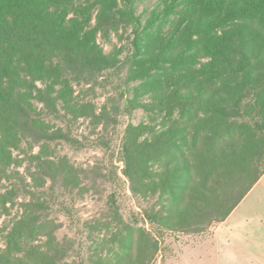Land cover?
Listing matches in <instances>:
<instances>
[{
  "label": "trees",
  "instance_id": "trees-1",
  "mask_svg": "<svg viewBox=\"0 0 264 264\" xmlns=\"http://www.w3.org/2000/svg\"><path fill=\"white\" fill-rule=\"evenodd\" d=\"M135 3L0 0V165H9L23 137L47 135L36 100L68 103L71 78L94 80L120 66L119 53L107 52L98 36L132 26L128 79L141 81L137 94L150 97L128 102L162 119L127 127L124 174L149 202L142 213L151 223L202 231L225 221L264 174V0H172L169 9H179L167 33L151 30L162 20L156 14L143 25ZM36 159L46 180L70 175L67 162ZM44 194L29 189L23 214L3 230L0 264H72L57 225L42 215L53 192ZM120 222L113 258L101 254L91 264H135L136 246L139 264H151L158 237Z\"/></svg>",
  "mask_w": 264,
  "mask_h": 264
},
{
  "label": "rangeland",
  "instance_id": "rangeland-1",
  "mask_svg": "<svg viewBox=\"0 0 264 264\" xmlns=\"http://www.w3.org/2000/svg\"><path fill=\"white\" fill-rule=\"evenodd\" d=\"M171 1L136 0L142 24L156 14L162 20L158 19L151 30L167 33L179 9L170 10ZM167 9L170 14L165 19ZM96 14L95 10L93 19ZM133 37V27L124 25L109 34L100 33L98 39L104 49L119 53L120 66L94 80L71 78L73 92L68 103L36 100V118L48 133L23 137L11 149L9 165H0L1 239L3 230L23 214L29 189H40L43 196L53 192L52 203L42 215L57 225V238L69 263L91 264L96 256L108 253L113 258L111 249L115 245L110 240L116 237L113 231L122 228L121 218L158 237L159 252L151 264H264V222L260 220L258 190L238 207L228 224L215 222L202 231L164 230L143 215L142 207L149 202L132 192L124 174V137L130 124L154 125L162 117L152 109L128 102L138 97L147 103L150 97L143 91L137 94L141 81L128 79L126 60L133 53ZM38 86L47 89L42 82ZM34 94L39 95L37 91ZM37 156L57 164L67 162L70 175L66 179L58 176L56 182L46 180V169L39 166ZM216 233L220 234L215 236ZM132 258L139 264L137 246Z\"/></svg>",
  "mask_w": 264,
  "mask_h": 264
},
{
  "label": "crops",
  "instance_id": "crops-1",
  "mask_svg": "<svg viewBox=\"0 0 264 264\" xmlns=\"http://www.w3.org/2000/svg\"><path fill=\"white\" fill-rule=\"evenodd\" d=\"M259 191L261 198L259 200V213H260V220L261 222H264V174L261 177V179L258 181V183L253 187V189L247 194V196L243 199V201L239 204V206H241L242 204H245L247 201V198L249 196H251L255 191ZM238 206V207H239ZM238 207L231 213V215L226 219V221H224V224H228L231 219L233 214L235 213V211L238 209ZM226 226V225H225ZM220 233H216V235H218Z\"/></svg>",
  "mask_w": 264,
  "mask_h": 264
}]
</instances>
